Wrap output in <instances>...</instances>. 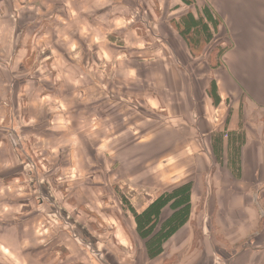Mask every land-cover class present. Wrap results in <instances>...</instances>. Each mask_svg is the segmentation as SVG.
<instances>
[{"label": "rangeland", "instance_id": "374dc122", "mask_svg": "<svg viewBox=\"0 0 264 264\" xmlns=\"http://www.w3.org/2000/svg\"><path fill=\"white\" fill-rule=\"evenodd\" d=\"M115 1L128 7L118 6V15L132 13L130 24H113L103 9L93 14L92 0H69L71 17L50 36L35 35L36 52L26 39L28 52L18 54L33 30L34 6L42 4L2 0L0 40L6 35L8 49L0 59V264H140L130 252L144 244L134 214L176 188L160 176L159 159L176 142L175 117L191 108L179 102V77L165 55L154 54L158 45L146 47L149 57L136 49L144 37H170L172 29L159 0ZM220 37L193 56L204 53L199 62L217 68L227 46ZM200 63L186 65L199 71L201 90ZM171 212L167 207L164 216ZM209 237L226 259L241 248L216 230Z\"/></svg>", "mask_w": 264, "mask_h": 264}, {"label": "crops", "instance_id": "0c3cea01", "mask_svg": "<svg viewBox=\"0 0 264 264\" xmlns=\"http://www.w3.org/2000/svg\"><path fill=\"white\" fill-rule=\"evenodd\" d=\"M196 2L197 7L192 8L195 14L207 5L223 21L220 38L223 46H227L223 48L222 62L217 68L210 67L208 62L200 63L199 60L205 58L204 53L194 57L184 38L171 28V20L191 9L181 0H159L158 9L165 18V27L172 29L171 36L144 37L139 40L142 46L136 48L149 57L146 47L149 49L153 43L158 45L159 50L154 48V54L165 55L169 69L177 80L179 77V102H189L191 108L185 116L179 113L180 117H175L171 129L176 142L159 159L162 160L160 176L165 183L170 182L173 187L192 183L190 219L165 243L164 251L158 257L150 259L144 244L139 249L133 247L130 252L140 264H264V0ZM39 3L42 9L34 6L36 16L28 24L33 30L22 38L24 46H19L18 54L28 52L26 42L29 40L31 49L36 52L33 47L35 35L50 36L60 22L67 20L68 13L71 17L69 0H38ZM92 3L95 5L93 14L103 9L113 24L117 25L119 20L130 24L133 18L128 10L125 16L118 15V6L128 7L115 0H92ZM11 20L6 21L7 24ZM0 28L3 25L0 24ZM15 37L14 34L10 38L14 43ZM6 40V35L0 40V59L4 61L1 51L5 52L4 48L8 47L6 43L2 46ZM50 50L53 52L54 47ZM187 60H198L201 65V90L195 86L194 79L198 78L199 71L188 68ZM183 77H186L185 81ZM211 80L219 95L216 103L208 92L213 83ZM239 130L244 132L245 141L241 147L240 173L235 176L230 167L228 142L231 138V144L235 142ZM218 133L223 134L222 138H217ZM194 219L206 222L196 227ZM212 219L216 228L208 225V220ZM215 230L231 246L241 247L231 259L213 251L217 244L209 236ZM129 232H132L131 228H127ZM252 238L257 241L256 245ZM228 248H225L227 253Z\"/></svg>", "mask_w": 264, "mask_h": 264}, {"label": "trees", "instance_id": "16d2710c", "mask_svg": "<svg viewBox=\"0 0 264 264\" xmlns=\"http://www.w3.org/2000/svg\"><path fill=\"white\" fill-rule=\"evenodd\" d=\"M181 1L191 9L171 22L175 30L187 42L192 55H195L198 49H204L214 40L216 35L220 34L223 21L207 5L202 6L197 14H195L192 8L197 7L196 0ZM213 88L216 91V99H213L216 103L219 95L214 83ZM219 136L222 138L223 134L218 133L217 138ZM244 141V132L239 130L237 131L235 142L231 144L232 138L228 142L230 147V167L235 176H239L240 173V155ZM191 193L192 183H184L169 192L161 194L143 212H136L134 214L137 231L144 240V245L150 259H154L163 253L165 243L189 221L191 214ZM167 207L172 212L165 217L164 213Z\"/></svg>", "mask_w": 264, "mask_h": 264}]
</instances>
